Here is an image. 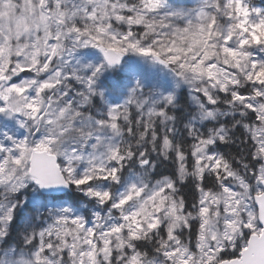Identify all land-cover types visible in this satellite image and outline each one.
<instances>
[{
    "label": "snow or ice",
    "instance_id": "obj_1",
    "mask_svg": "<svg viewBox=\"0 0 264 264\" xmlns=\"http://www.w3.org/2000/svg\"><path fill=\"white\" fill-rule=\"evenodd\" d=\"M0 264H264V6L0 0Z\"/></svg>",
    "mask_w": 264,
    "mask_h": 264
},
{
    "label": "rangeland",
    "instance_id": "obj_2",
    "mask_svg": "<svg viewBox=\"0 0 264 264\" xmlns=\"http://www.w3.org/2000/svg\"><path fill=\"white\" fill-rule=\"evenodd\" d=\"M183 2L187 5V6H191V4L193 3V0H183ZM254 2L257 4V6H264V0H254ZM143 71L147 72V69H142ZM122 76V79L124 78L125 74L124 73H120Z\"/></svg>",
    "mask_w": 264,
    "mask_h": 264
},
{
    "label": "trees",
    "instance_id": "obj_3",
    "mask_svg": "<svg viewBox=\"0 0 264 264\" xmlns=\"http://www.w3.org/2000/svg\"><path fill=\"white\" fill-rule=\"evenodd\" d=\"M114 75H115V77H116L117 79H120L119 76H118V73H117V74H114Z\"/></svg>",
    "mask_w": 264,
    "mask_h": 264
}]
</instances>
